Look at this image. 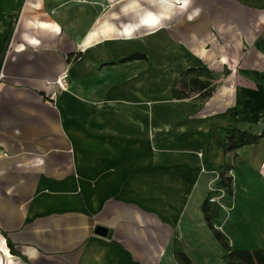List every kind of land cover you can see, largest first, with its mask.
<instances>
[{
	"label": "crops",
	"instance_id": "0c3cea01",
	"mask_svg": "<svg viewBox=\"0 0 264 264\" xmlns=\"http://www.w3.org/2000/svg\"><path fill=\"white\" fill-rule=\"evenodd\" d=\"M41 1L0 26V264H229L204 210L221 173L234 248H264V137L232 130L264 133V0L122 26L112 0ZM191 68L211 88L183 96Z\"/></svg>",
	"mask_w": 264,
	"mask_h": 264
},
{
	"label": "rangeland",
	"instance_id": "374dc122",
	"mask_svg": "<svg viewBox=\"0 0 264 264\" xmlns=\"http://www.w3.org/2000/svg\"><path fill=\"white\" fill-rule=\"evenodd\" d=\"M36 1L38 0H0V26L3 23H10L14 28L18 27V23L24 21L25 16H29L23 13H19L20 9L24 5L29 6L31 5V3H34ZM55 1L59 2L58 0H42L41 2L42 5L44 4L48 8H54ZM60 3L61 2H59L58 4ZM85 3L87 2H83V4ZM110 4L111 11L106 13L105 18L106 20H111L113 23L120 26L130 21L134 22L135 14L137 11L138 13H140L142 10L145 13L151 10L159 13L160 11H164L168 8V5L163 2V0H112ZM137 7L138 10L136 11ZM169 7L173 8L174 5H170ZM31 16H35V13ZM257 59H252L251 61V64H253L255 67L260 66V61H258ZM224 69L226 70L227 68L224 67ZM206 71L208 76H212V70L210 68H208V70ZM206 82L207 84L205 85H209L210 89V84L212 83V81H210V79H207ZM203 85V82L201 83V81L199 80V71L186 72L181 79V85L178 91L183 96H193L200 90L201 86ZM231 182V177H224L223 188L225 190V193H222L224 197H222V200L220 199L221 203L218 204L217 202H215L214 204L210 203V205H208V215L211 217L213 227L219 230L225 236L229 245L234 248L235 245L231 239L232 231L231 227L229 226V211L231 210V206L225 205V199L232 198L234 190L236 188L235 185L231 186Z\"/></svg>",
	"mask_w": 264,
	"mask_h": 264
},
{
	"label": "trees",
	"instance_id": "16d2710c",
	"mask_svg": "<svg viewBox=\"0 0 264 264\" xmlns=\"http://www.w3.org/2000/svg\"><path fill=\"white\" fill-rule=\"evenodd\" d=\"M137 58H145V55L143 54H139V53H135L132 54L126 58H124L123 60H132V59H137ZM192 71H196L195 68H191L189 69L188 72H192ZM256 75L259 76L261 78V80H264V72L263 73H258L256 72ZM205 85V83H203ZM207 84V83H206ZM259 89H261L262 91H264V85L262 83L258 84ZM210 90V89H209ZM207 90V92H205L206 95L210 94V91ZM177 91L174 90V93H176ZM233 131H237L240 133V140H239V144H242L243 141V136L244 135H248L250 136V139L252 141H257L259 138L264 137V133H262L261 135H255V134H248L245 131H240L239 129H232ZM237 146V143L235 142L233 145H230L231 147H235ZM221 178V183L223 185L224 182V176L221 173L220 174ZM208 202H210V200H208L206 203L209 204ZM204 210L205 213H208V205H204ZM207 220L209 222V226L211 228L214 229L215 235L217 237V239L221 242V244L223 245V247L226 249V253L224 255L225 260L227 261V263L229 264H264V248H255V249H247V248H232L228 241L226 240L225 236L218 231L217 229H215L213 227V224L211 222V217L209 215H206ZM7 238V244L11 250V253L15 254V255H21L14 247V244L12 243V241L10 240V238ZM178 256L185 262H187L188 264H191V261L182 253H179Z\"/></svg>",
	"mask_w": 264,
	"mask_h": 264
},
{
	"label": "built area",
	"instance_id": "2783aa9c",
	"mask_svg": "<svg viewBox=\"0 0 264 264\" xmlns=\"http://www.w3.org/2000/svg\"><path fill=\"white\" fill-rule=\"evenodd\" d=\"M66 74L64 73L63 74V77L65 76ZM55 83L56 84H58L60 87H63L64 88V86L66 85V82L63 80V78L62 77H59L56 81H55ZM232 171L233 170H228V175H231L232 174ZM211 190L212 191H216V190H219V191H222V193L224 192V189L223 188H217V187H211ZM211 201L212 202H215V201H217L218 202V197H211Z\"/></svg>",
	"mask_w": 264,
	"mask_h": 264
},
{
	"label": "clouds",
	"instance_id": "9594fccd",
	"mask_svg": "<svg viewBox=\"0 0 264 264\" xmlns=\"http://www.w3.org/2000/svg\"><path fill=\"white\" fill-rule=\"evenodd\" d=\"M191 2H192V0H182V6L186 8L191 4ZM198 11L199 10L197 9L196 12H198Z\"/></svg>",
	"mask_w": 264,
	"mask_h": 264
},
{
	"label": "bare ground",
	"instance_id": "6f19581e",
	"mask_svg": "<svg viewBox=\"0 0 264 264\" xmlns=\"http://www.w3.org/2000/svg\"><path fill=\"white\" fill-rule=\"evenodd\" d=\"M2 250L10 257L8 247L5 243L2 244Z\"/></svg>",
	"mask_w": 264,
	"mask_h": 264
},
{
	"label": "water",
	"instance_id": "95a60500",
	"mask_svg": "<svg viewBox=\"0 0 264 264\" xmlns=\"http://www.w3.org/2000/svg\"><path fill=\"white\" fill-rule=\"evenodd\" d=\"M97 232L101 233V234H105L106 230L104 228H102V227H98Z\"/></svg>",
	"mask_w": 264,
	"mask_h": 264
},
{
	"label": "snow or ice",
	"instance_id": "6c2138e0",
	"mask_svg": "<svg viewBox=\"0 0 264 264\" xmlns=\"http://www.w3.org/2000/svg\"><path fill=\"white\" fill-rule=\"evenodd\" d=\"M152 21H146V23H151Z\"/></svg>",
	"mask_w": 264,
	"mask_h": 264
}]
</instances>
